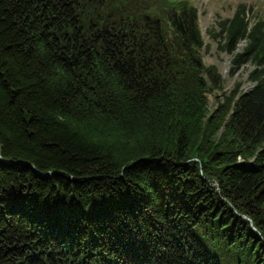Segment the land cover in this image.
Listing matches in <instances>:
<instances>
[{"label": "trees", "instance_id": "16d2710c", "mask_svg": "<svg viewBox=\"0 0 264 264\" xmlns=\"http://www.w3.org/2000/svg\"><path fill=\"white\" fill-rule=\"evenodd\" d=\"M251 10L209 32L254 86L210 111L191 0H0V264H264Z\"/></svg>", "mask_w": 264, "mask_h": 264}, {"label": "rangeland", "instance_id": "374dc122", "mask_svg": "<svg viewBox=\"0 0 264 264\" xmlns=\"http://www.w3.org/2000/svg\"><path fill=\"white\" fill-rule=\"evenodd\" d=\"M191 2L198 9L199 27L203 40L208 45V48L205 47L201 52L202 61L205 65L217 67L225 80L223 90L216 92L217 98L212 95L208 96L209 104L214 108L217 101L222 99L225 93L229 94L237 83L241 84L242 91L254 86V82L249 79L253 66L245 65L235 76H231L232 55L219 50L218 40L213 39L209 31L217 26L219 18L232 17L238 6L243 3L247 5V9L252 8L249 13L250 18L259 14L264 15V0H191ZM244 45L245 42L240 45L239 49Z\"/></svg>", "mask_w": 264, "mask_h": 264}]
</instances>
